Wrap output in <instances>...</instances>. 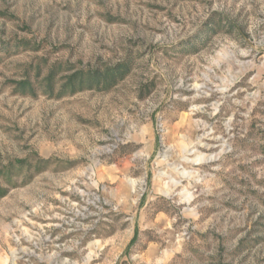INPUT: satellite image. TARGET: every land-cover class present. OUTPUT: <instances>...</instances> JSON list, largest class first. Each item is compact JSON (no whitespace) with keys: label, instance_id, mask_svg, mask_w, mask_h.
I'll list each match as a JSON object with an SVG mask.
<instances>
[{"label":"rangeland","instance_id":"1","mask_svg":"<svg viewBox=\"0 0 264 264\" xmlns=\"http://www.w3.org/2000/svg\"><path fill=\"white\" fill-rule=\"evenodd\" d=\"M0 188V264H264V0H0Z\"/></svg>","mask_w":264,"mask_h":264},{"label":"trees","instance_id":"2","mask_svg":"<svg viewBox=\"0 0 264 264\" xmlns=\"http://www.w3.org/2000/svg\"><path fill=\"white\" fill-rule=\"evenodd\" d=\"M78 77H79V75H76V76L70 78L71 79V85L76 82V79ZM53 78H54V70L49 75L48 81L51 82L53 80ZM49 86H51V83H49ZM6 194H7V190L0 188V198H3L4 196H6Z\"/></svg>","mask_w":264,"mask_h":264}]
</instances>
